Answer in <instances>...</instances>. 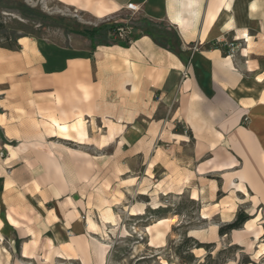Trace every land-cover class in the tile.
I'll return each mask as SVG.
<instances>
[{
    "label": "crops",
    "instance_id": "0c3cea01",
    "mask_svg": "<svg viewBox=\"0 0 264 264\" xmlns=\"http://www.w3.org/2000/svg\"><path fill=\"white\" fill-rule=\"evenodd\" d=\"M57 1L71 7L79 4V0ZM103 1L107 5L97 4L92 8L97 19L109 17L131 5L148 21L172 28L179 38L180 53L176 55L158 47L147 36H141L127 48L96 45L92 53L91 47L57 49L44 40L19 37L16 50L0 48V62H3L0 65V128L6 129L4 136H8L7 129L11 133L12 129L20 127L19 108L28 107L25 100L15 97L20 93L8 80L18 79L22 84L33 75L31 80L43 83L48 89L49 71L59 70L60 75H65L70 62L86 67L91 61L96 64L92 78L101 79L96 74L98 64L115 60L117 56L129 55L132 60L135 54L141 62L142 88L148 95L157 93L161 96L158 106L172 104L167 125L177 123L186 128L184 135H170L172 142L177 141L184 151V155L175 156L174 165L178 166V173L188 179L176 185L170 181L174 174L162 165L156 191L162 197L187 192L190 201L198 205L200 220L209 226L193 227L188 236L201 243H216L220 239L224 241L225 237L230 245L251 249L252 256L262 251L264 0ZM227 41H235L241 46L236 56L224 55L221 48ZM193 45L199 49L195 53L189 51ZM131 60L124 59L128 77L133 74ZM150 63L157 65L155 71H151V78L148 77ZM183 71L188 76L180 78ZM79 87L85 89L82 85ZM22 90L20 87L21 94L27 96L32 89L26 87L23 93ZM34 95L40 96L33 99L32 126L37 133L29 145L35 151L43 150L41 152L48 158L47 140L58 136L67 140L68 132L74 130L69 129L67 136L57 134L51 118L67 125H71L78 115L85 120L86 114L80 104L88 99V95L85 91L83 101L72 106L69 113L60 110L58 114L48 111V90ZM54 101L59 110L60 99L57 97ZM69 118L71 123L67 121ZM244 120H247L246 124H243ZM11 139L15 140L12 136ZM56 145L66 149L61 144ZM24 150L26 143L21 142L14 154L24 153ZM68 151L78 152L74 149ZM4 172V168L0 169V180L3 179L0 186V264H113L107 238L119 236L120 229L126 225L124 214L131 218L144 215L137 204L126 207V213H123L124 207L111 206L106 207L103 213L107 208L111 209L116 219L114 226L102 222L103 213L94 214V220L87 218L81 222L74 214V210L81 213L80 203L68 196V185L48 184V170L43 175L35 172L45 177L42 180L33 178L26 181L14 179L18 171H13L11 178ZM193 193L195 197L191 199ZM240 207L251 218L260 214L258 227L250 233L243 229L231 231L220 238L217 233L219 226L232 222ZM130 209L139 214L131 215ZM202 212L206 218L201 216ZM174 217L173 225H167L164 230V244L152 237L154 231L149 233L147 228H162L163 223L170 221L169 218L144 226L148 248L160 250L164 247L172 227L179 225L180 217ZM249 245L252 248H248ZM259 254L258 258L250 259V264H264V251Z\"/></svg>",
    "mask_w": 264,
    "mask_h": 264
},
{
    "label": "rangeland",
    "instance_id": "374dc122",
    "mask_svg": "<svg viewBox=\"0 0 264 264\" xmlns=\"http://www.w3.org/2000/svg\"><path fill=\"white\" fill-rule=\"evenodd\" d=\"M97 4L107 5L103 0H79L78 7H71L57 0H0V24L2 25L0 26V48L9 49L10 47L9 50H16V39L26 37L47 41L57 49H87L91 47L89 46V42L92 44L91 40L73 33L74 30L85 29H100L94 43L112 46L114 41H124L126 37L136 33L128 28L131 21L147 20L138 14L137 10L129 7L104 19H97L92 13L93 6ZM23 9L31 10L34 15L26 16ZM111 24L123 25L117 36H112L103 30ZM131 44L130 42L128 47ZM240 48L239 43L227 41L221 49L226 57H234ZM198 50L195 45L189 47L191 53ZM132 57V77L125 74L124 59L131 60L128 55L127 57L117 56L115 60H106L98 64L96 74L101 79L92 78L96 64L91 61L90 66L86 67L70 62L65 75H60L59 70L49 71L48 89L43 83L36 82L35 79L31 80L34 78L33 75L22 84H19L18 79L8 80L12 88L18 89L17 93H20L15 97L25 100L28 107L27 109L19 108L18 113L22 120L20 127L12 129L11 133L7 129V137L4 136L6 129L0 128V169L4 168V173L6 176L9 175V178L13 175V171H18L14 177L17 181L33 178L42 180L45 178L42 175L48 170V184L68 185L69 187L66 188L68 196L80 203L81 213L77 214L73 210L81 222L87 218L94 220V214L103 213L106 207L115 206L120 209L124 207L122 210L126 213V207L137 204L140 209H143L144 215L140 218H131L124 214L126 225L120 229L119 236L107 238L113 264H180L174 255L177 245L188 236L191 228H208L209 225L200 220L198 216L200 208L190 201L187 192L178 196L162 197L155 189V185L161 178L159 172L162 165L174 174L170 181L176 185L187 181L188 177L180 175L178 166L173 162L175 156L184 155V151L181 150L177 141L172 142L170 135L171 133L184 135L186 128L177 123L174 126L167 125L172 104L158 106L161 96L157 93L147 94V91L142 88L144 80L140 58H136L135 54ZM2 63L1 61L0 65ZM149 65L148 77L151 78V71L154 72L157 65L152 63ZM186 76L188 73L183 71L180 78ZM79 85L84 86L85 89ZM20 87L23 89L22 93L25 92L26 87L32 90H29V95L24 96L19 91ZM47 90L48 111L56 114L60 110L69 113L72 106L83 101L85 91L88 95V99L80 104V108L86 114L83 126L70 130L67 140L59 137L48 139V150H50L48 158L41 152L43 150L35 151L29 145L31 141H34L37 133L32 126L33 99L40 96L34 94ZM57 97L60 99L59 110L55 107L54 101ZM67 121L71 123L70 118ZM246 122L247 120H244L243 124ZM11 136L15 140L11 139ZM21 142L26 143V150L24 153L14 154ZM56 144L65 146L67 150ZM70 148L78 152L68 151L71 150ZM36 171L42 175L35 174ZM2 180H0V186ZM194 197L193 193L191 199ZM131 210L133 209H130V212ZM238 210L245 213L244 208L240 207ZM109 211L111 209L107 208L101 220L102 217H108ZM173 216H179L180 222L177 227H172L164 247L160 250L148 248L143 234L144 226L159 219L169 218L170 221L163 223L160 230L156 227H153V230L147 228L149 233L154 231L152 237L159 239L160 244H164V230L167 229V225L170 227L175 222L176 217L173 218ZM255 217L249 216V220ZM209 238L208 233L207 239ZM223 239L224 241L220 239L207 251L193 249L194 257L203 262L209 253L216 264H241L244 261H251L253 257L251 249L230 247L227 238ZM248 248H252L251 245Z\"/></svg>",
    "mask_w": 264,
    "mask_h": 264
},
{
    "label": "trees",
    "instance_id": "16d2710c",
    "mask_svg": "<svg viewBox=\"0 0 264 264\" xmlns=\"http://www.w3.org/2000/svg\"><path fill=\"white\" fill-rule=\"evenodd\" d=\"M23 12L26 16L34 15L29 9H23ZM0 26H2L0 24ZM123 25H107L105 27V31L110 33L112 36H117L119 29H122ZM128 28L133 32L136 31L134 35L131 37H126L124 41L116 40L114 41V45L127 48L130 42H133L139 39L141 36H147L151 39V41L157 45L158 47L165 49L173 54L178 55L180 53L179 50V38L177 33L170 27H166L162 24L153 23L146 19L136 22L131 21L129 23ZM100 29H85V30H74L73 33L77 35H81L83 37H87L91 40V53L96 48L94 41L96 40L97 34L99 33ZM17 43L15 42V45ZM110 46V45H105ZM17 47V45H16ZM9 49H11L9 47ZM250 218L246 215L243 211L238 210L235 218L232 222L222 224L218 228V236L223 237L225 235L230 234L233 230H239L242 228L243 224L248 221ZM214 247V243H200L196 239L186 236L184 237L181 242L177 245L174 255L178 258L180 264H216L211 259V255L208 253L204 258L203 262H200L198 258L194 257L192 250L193 249H205L206 251L208 248ZM230 247H236L237 249H242L236 245H231ZM251 261H244L241 264H250Z\"/></svg>",
    "mask_w": 264,
    "mask_h": 264
},
{
    "label": "bare ground",
    "instance_id": "6f19581e",
    "mask_svg": "<svg viewBox=\"0 0 264 264\" xmlns=\"http://www.w3.org/2000/svg\"><path fill=\"white\" fill-rule=\"evenodd\" d=\"M38 117V116H37ZM39 118V117H38ZM41 120V119H40ZM39 122V121H38ZM42 122V121H41ZM51 122H52V125L55 127V131H57L56 133L57 134H61V135H63V136H67L66 135V133H67V131L69 130V129H74V130H76L77 128H80V127H82L83 126V123H84V120H83V118L80 116V115H78L76 118H75V120H74V122L71 124V125H67V124H64V123H60L59 122V120H57V119H55V118H51ZM40 123V122H39ZM36 124V123H35ZM42 124V123H41ZM40 124V125H41ZM39 125V126H40ZM46 125H48V124H46ZM46 125H44V126H46ZM36 126H37V124H36ZM47 127V126H46ZM49 127H50V125H49ZM48 127V128H49ZM37 128H38V126H37ZM42 128V127H41ZM45 128V127H44ZM44 128H42V130H44ZM50 128H52V127H50ZM49 128V129H50ZM54 129H52L51 131H53ZM45 131H46V128H45ZM45 131H43V132H45ZM54 131V132H55ZM49 132V131H48ZM48 132H46V134L48 133ZM41 133V132H40ZM45 134V133H44ZM45 134V135H46ZM49 134H50V132H49ZM50 135H52V132H51V134ZM53 135H54V133H53ZM40 137L42 136V135H39ZM174 136V135H173ZM59 137V136H58ZM41 139V141H43V137H41L40 138ZM67 139V138H66ZM236 182V181H235ZM240 182V181H239ZM244 191V190H243ZM244 193H246V195H248L247 194V192H245L244 191ZM132 215H138V213H137V211H133V210H131V212H130ZM201 216L203 217V218H206V214L204 213V212H202L201 213ZM102 221H104L105 223H109V224H111V225H115L116 224V219H115V217H114V214H113V212L112 211H109V213H108V217H102ZM260 221V214H258L254 219H252V220H248V221H246L244 224H243V231L245 232V233H250V232H253L254 230H255V227H258V222ZM103 222V223H104ZM91 227H94L93 225H90ZM237 231V230H236ZM199 251V250H198ZM262 251H264V248L262 249ZM262 251H260V252H258V253H255L254 255H253V257H256V258H258L259 257V253H261Z\"/></svg>",
    "mask_w": 264,
    "mask_h": 264
},
{
    "label": "built area",
    "instance_id": "2783aa9c",
    "mask_svg": "<svg viewBox=\"0 0 264 264\" xmlns=\"http://www.w3.org/2000/svg\"><path fill=\"white\" fill-rule=\"evenodd\" d=\"M129 8H131V9H135V7H133V6H129ZM119 30H121V29H119ZM231 51L233 50V49H230Z\"/></svg>",
    "mask_w": 264,
    "mask_h": 264
}]
</instances>
